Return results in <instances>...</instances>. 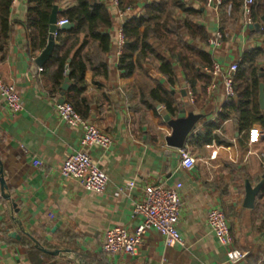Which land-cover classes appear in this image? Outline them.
<instances>
[{
    "label": "crops",
    "instance_id": "obj_1",
    "mask_svg": "<svg viewBox=\"0 0 264 264\" xmlns=\"http://www.w3.org/2000/svg\"><path fill=\"white\" fill-rule=\"evenodd\" d=\"M98 1L112 16V28L103 31L110 38L109 50L103 53L88 45L80 56L87 58L81 95L85 119L113 141L106 151L97 147L86 150L108 177L102 194L85 190L59 173L65 160L80 149L82 132L64 124L55 112L62 90L50 91L54 68L45 69L46 62L32 70L42 51L34 47L26 26L29 0H11L9 48L0 55V74L6 84L15 87L23 110L11 114L0 98V179L5 184L2 194L7 196L0 192V264H264V190L252 209L243 207L245 181L254 187L264 172V129L254 124L241 131L230 117L223 118L230 100L224 95L221 76L208 75L211 82L198 110L189 103V85L179 70L169 89L175 115L164 106L155 110L142 106L141 87H154L165 80L156 71L158 62L152 59L140 62L130 75L120 70L118 44L122 25L142 15L151 0H141L121 12L113 0ZM186 4L199 11L195 22L205 27L209 38L216 31L222 33L221 47L210 53L213 62L225 68L239 64L245 52L264 49L263 29L245 26L241 16L233 19L228 9L210 10L193 0ZM74 5L75 0H57L55 7L59 12ZM263 14L258 13L257 22ZM82 41L81 34L74 49ZM71 86L69 82L68 89ZM202 86L198 82L195 89ZM181 108L202 116L183 146L196 159L190 170L179 166L178 150L165 142L171 130L164 117L176 118ZM208 131L217 140L205 141L202 135ZM130 182L134 183L130 192L120 190ZM176 183L182 185L176 229L183 247L166 246L151 229L134 254L107 255L102 251L107 229L134 231L141 223L133 209L143 199L146 186L173 187ZM213 208L227 218L231 248L245 254L236 263L228 260L227 248L207 225L206 215Z\"/></svg>",
    "mask_w": 264,
    "mask_h": 264
},
{
    "label": "trees",
    "instance_id": "obj_2",
    "mask_svg": "<svg viewBox=\"0 0 264 264\" xmlns=\"http://www.w3.org/2000/svg\"><path fill=\"white\" fill-rule=\"evenodd\" d=\"M118 9L125 11L141 0H118ZM204 4L205 0H193ZM57 0H29L26 26L31 30L34 47L42 51L48 42L50 15ZM11 0H0V55L8 51L11 26L8 20ZM242 0H222V12L228 9L229 17H242ZM199 11L186 4V0H151L143 7V14L129 18L121 27L122 47L119 57V69L130 75L136 65L145 60H156L157 73L164 83L142 86L141 104L147 109L155 110L164 106L170 115H175V103L170 88L177 80L179 70L184 81L189 85L193 105L200 109L205 103V87L211 77L204 72L212 67L213 59L208 49V33L202 25L195 22ZM258 13H264V0H255L252 9V22H257ZM184 15V16H182ZM64 19L73 27L57 31L55 46L45 69L54 68L50 73L52 93H58L65 78L72 86L65 93L66 103L82 117L87 110L81 104L84 91L86 60L80 56L83 48L95 45L101 52L109 49V35L103 31L112 28V16L109 9L98 0H75V5L57 12V21ZM83 41L74 49L79 36ZM264 39V28L260 32ZM186 37V40L183 38ZM205 48L208 51H205ZM134 61V62H133ZM44 69V68H43ZM260 74H263L261 77ZM201 82L203 86L196 90ZM264 86V49L258 48L245 52L233 77L234 97L225 107L223 118L230 117L239 130L248 129L254 124L264 129V111L258 104L259 85ZM196 110V109H195ZM201 132L197 133V137ZM203 139L211 141L210 131L204 133ZM264 190V185L261 192ZM264 229V220L261 230Z\"/></svg>",
    "mask_w": 264,
    "mask_h": 264
},
{
    "label": "built area",
    "instance_id": "obj_3",
    "mask_svg": "<svg viewBox=\"0 0 264 264\" xmlns=\"http://www.w3.org/2000/svg\"><path fill=\"white\" fill-rule=\"evenodd\" d=\"M118 7V0H113ZM255 0H242V18L245 26H252V9ZM204 6L210 10L218 11L222 6V0H205ZM118 12H121L120 10ZM68 24L64 19L58 20L55 24L57 31L61 26ZM264 26L261 27V30ZM223 41L220 31H216L208 39V49L210 53L218 50ZM119 47H122V36L119 39ZM238 69L235 62L227 67L221 66L214 61L210 69H206V74L216 77L221 76L222 88L225 97L230 100L234 97L233 77ZM41 70V69H39ZM212 88V87H211ZM189 103H193L192 93L188 90ZM0 98L11 114H19L23 110L21 97L14 86L6 84L0 74ZM55 112L58 118L70 127L81 129L82 135L79 142L80 149L72 153L61 166L59 173L62 178L79 183L83 189L102 194L108 185V177L94 164L86 150L97 147L101 150H108L112 145V139L102 132L95 124L82 118L73 107L66 102L55 105ZM164 107L160 106V109ZM179 166L185 170L194 167L196 159L185 148L178 149ZM38 164V162H35ZM182 185L176 183L173 187L160 185H149L143 189V199L134 206L133 212L140 217L141 223L134 231H129L122 227L107 229L104 233L102 251L107 255H129L134 254L141 245L145 233L151 229L155 230L162 237L164 244L168 247L179 245L184 246L183 239L179 236L176 225L178 222L181 207L180 190ZM134 188V183L130 182L122 191L130 192ZM206 222L216 240L227 248V258L230 262L236 263L245 257V254L231 248L232 238L229 224L224 213L217 209H210L206 215Z\"/></svg>",
    "mask_w": 264,
    "mask_h": 264
},
{
    "label": "water",
    "instance_id": "obj_4",
    "mask_svg": "<svg viewBox=\"0 0 264 264\" xmlns=\"http://www.w3.org/2000/svg\"><path fill=\"white\" fill-rule=\"evenodd\" d=\"M57 22V8L54 7L49 20V36H48V42L46 47L42 50V52L37 56V58L34 60V65L32 66V70L37 71L38 67H42L50 58L51 53L54 49L55 42H54V36L53 34L56 31V24ZM264 25V14L259 18V22L253 24L250 26V28H254L257 31L261 30V27ZM72 24H65L61 26V30H67L72 28ZM69 87V81L67 78L64 79L63 84L61 86V99L59 100V103H63V95L64 92L68 90ZM182 95L185 96V92H182ZM258 104L260 110L264 111V86L263 84L259 85V93H258ZM201 115H195L192 112L186 113L185 108H181L178 111V114L176 118L171 119L169 116L164 117V121L166 122L167 126L170 128L171 133L169 136L166 137L165 142L167 146L175 149H181L183 148L186 139L190 135V133L195 129L197 123L201 119ZM2 172L0 171V175ZM264 185V172L262 173L261 180L258 184H256L254 187H251L248 181H245V195L243 199V207L247 209H252L254 206V202L259 195V192L261 188ZM3 189H5V184L3 179H0V192L3 197L7 198V196H4L2 194Z\"/></svg>",
    "mask_w": 264,
    "mask_h": 264
}]
</instances>
